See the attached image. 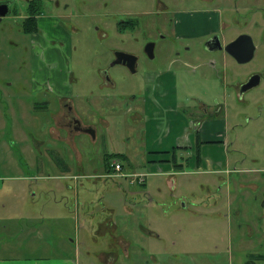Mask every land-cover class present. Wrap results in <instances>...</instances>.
I'll list each match as a JSON object with an SVG mask.
<instances>
[{
	"label": "rangeland",
	"instance_id": "1",
	"mask_svg": "<svg viewBox=\"0 0 264 264\" xmlns=\"http://www.w3.org/2000/svg\"><path fill=\"white\" fill-rule=\"evenodd\" d=\"M29 1L0 0L9 2L12 10L0 18V240L5 234L8 242L22 246L21 253L27 252L32 239L21 232L31 222L19 216L59 210L71 219L33 221L38 224L33 226L44 228L39 236L52 238L49 245L75 246L71 239H76L77 222L81 230L87 221L97 227L111 216L118 234L135 245L145 239L141 224L165 240L149 242L155 264H263L264 81L246 93L238 92L250 73L264 70V44L258 37L263 12L235 14L240 24L233 25L231 33L247 32L256 45L253 60L240 64L221 51L195 54L173 46L170 38L158 39L151 33L152 25L147 29L145 19L151 16L140 17L150 12L143 8H153L149 0H41L42 35L24 32ZM64 17L69 23L67 46ZM131 18L139 20V28L119 32V24ZM167 22L161 21L162 35ZM150 41L157 43L154 58L145 54ZM201 43L190 46L195 49ZM114 50L137 54L138 71L132 74L116 66L106 85L102 71ZM146 73H173L180 110L196 106L199 99L211 112L220 113L211 119L227 140L231 172L219 173L211 165L195 169L181 155L183 167L173 166L170 173L163 169L151 173L140 166L146 154L143 123L135 121V112L127 111V106L142 94ZM59 98L84 106L102 101L104 106L90 119L97 127L95 136L78 135L75 148L51 133ZM182 102L186 106L181 107ZM99 115L108 125L97 122ZM76 151L84 164L78 163ZM114 153L135 155L134 173L148 174L145 189L131 185L129 179L104 176L109 170L104 157ZM121 162L125 173H131L129 164ZM66 165L68 170H62ZM132 191L148 192L153 205ZM137 253L133 264H153L144 251ZM90 259L100 264L95 248Z\"/></svg>",
	"mask_w": 264,
	"mask_h": 264
},
{
	"label": "crops",
	"instance_id": "2",
	"mask_svg": "<svg viewBox=\"0 0 264 264\" xmlns=\"http://www.w3.org/2000/svg\"><path fill=\"white\" fill-rule=\"evenodd\" d=\"M40 18L41 17H38V23ZM169 75L170 74L153 75L151 73H146V78L144 77L145 82L142 94L139 96V98L134 96L131 99L132 102L127 106L129 112H135V121L143 123L142 128L143 134L145 135L143 138V144L146 154L141 160L140 166H146L148 168V172L151 173L153 172L158 174L159 169H163L164 172L170 173L171 170H173V166L175 167L172 161V153L176 152L177 159H179L181 155L183 162H187V165L189 166H194L195 169L200 168V166L208 167L211 165L215 169L214 171L219 173L231 172V159L228 155L227 140L226 138L223 139L221 130L217 126L218 122H216V120L203 123L204 127L200 129V135L198 137L201 141V146L198 148L199 154L197 155L198 138L193 133L188 134L189 128L193 125V123H195V121L185 118L181 112L179 113L174 111V108H178L179 106V104L177 105L178 93L175 85H173L174 75ZM156 87L159 88L160 92L159 94H155L156 97L153 99L152 95L157 89ZM155 101L158 102L162 108L166 107L169 110L170 128H168V132L164 134L158 133L157 128H159L160 125L151 118V115L158 111V105L155 104ZM173 113H176L177 115V119L175 120H171ZM218 114L220 113L216 112V115ZM103 123L108 125V122L106 121H103ZM59 136L64 139L66 135L64 136L61 132L56 131L54 138L59 140ZM72 142L74 143L75 148V141ZM49 149H51V147L47 148L46 150L48 151ZM76 153L78 163L84 164V160L82 156H80L79 151H76ZM107 155L108 154H106L104 157L105 168L108 166V161L106 160ZM124 155L128 156L131 162V167L129 169V171L131 170V173L129 174L139 175L137 182L131 184V179L126 175L125 170L122 171L124 176L121 177H111L113 170L110 172L105 171L106 173L104 176L109 179H129V183L131 185H136L137 187L139 186L145 189L147 182L145 178L148 174L141 172L134 173L136 172V167L133 165V158L135 155ZM109 165L110 169H112L111 162H109ZM177 165H181L179 168L183 167V165L180 164L178 160ZM62 170L67 171L68 165L64 166ZM159 171L162 172V170ZM249 171L251 170H247V172ZM141 178L142 181L140 182L139 180ZM131 193L134 196L143 195L144 198L148 197V204L153 205L151 203L152 197L148 192L132 191ZM140 201L144 202L142 199H140ZM56 202L57 201H55V203ZM137 202H135L133 205H136ZM3 208H5V205ZM111 210L113 211L112 213L115 212L113 209ZM51 211L56 213L45 214L49 212H28L19 216V219L31 222L28 225L27 230L23 229L21 232L22 235L24 234L29 239H32L31 244L27 247V249H30L31 251L27 250V252L21 253L20 249H22V246L11 244L8 242L7 237L4 234L0 240V264H95L94 260L90 259L92 248H95V255L100 261V264H128L129 262L133 264L135 259L138 257L137 250L144 251L148 261L155 264V251L150 249L152 244H149V242L153 239L165 241L157 232L150 228L144 227L143 224H141V235L144 236L145 239L142 240V244L140 242L137 243V245H139L137 246L122 235L118 234L117 223L111 216H109L103 220H100V222L97 224V227L89 224L90 222L87 221L88 223H83V227L80 230L79 224L77 222L73 233L76 239H71L72 244H75V246L63 245L57 247L51 244L49 245L47 242H51L52 238L39 236V234H42L44 228L42 226H33L38 225L33 224V221H38L39 219L59 221L70 217L68 214H64L59 210ZM76 218L77 217L75 216V219ZM69 219H71V217ZM46 231L48 234L50 229L46 228ZM3 238L6 241H4ZM103 240H105V247L102 245ZM36 242H38V245H35ZM80 246L84 248L83 252H81ZM165 249L166 255H169V249L167 247ZM250 259H254L252 255L250 256Z\"/></svg>",
	"mask_w": 264,
	"mask_h": 264
},
{
	"label": "flooded vegetation",
	"instance_id": "3",
	"mask_svg": "<svg viewBox=\"0 0 264 264\" xmlns=\"http://www.w3.org/2000/svg\"><path fill=\"white\" fill-rule=\"evenodd\" d=\"M31 1L32 0L29 1V4ZM149 1L152 3L153 8H147V7L143 8L144 10L150 12L148 13L145 12L141 14L140 17L144 16V14L151 16V19H145V21H147L148 23L147 29H149L152 25V29H151L152 34L154 35L158 34V39H160V37L162 39L170 38L171 41L169 42H171L172 45L175 47L183 46L186 51H191L192 53L195 54H200L201 52H204L206 49L209 52L221 51L234 58L228 51H226V47L234 43L240 37H243L245 38L243 42H247L250 41V39H252L255 46V50H254V56H255L256 45L254 42V37L252 35H250L247 32H239L237 34H235L234 32L231 33V30H233V25L240 24V21L235 18V14L239 17V14L242 13V10L244 11L255 10V11L263 12L262 24L261 26L259 25L257 26H259L258 37L260 41L264 44V0H254L253 2H250L249 0H149ZM4 3L9 5V2H4ZM66 8H68V5L66 6ZM9 13H12V10L10 9V5H9ZM28 17H29V7L27 9V16H25V20ZM38 17H41V12L39 15L36 16L37 20ZM55 18H57V15H55ZM162 20L168 21L167 25L164 28L167 35L166 34L162 35V23H161ZM129 21H132L134 24L133 27L131 28L126 27V24ZM63 24H64V32L66 34L65 43L67 46L69 39L67 37L66 29L69 27V23L66 17L63 18ZM244 24H246V22ZM139 25L140 22L138 19L131 18L128 19L127 21H124L122 24H119L118 30L119 32L120 31L127 32L129 30H135V29L137 30L139 28ZM229 31L230 33L228 35ZM42 33L43 30L40 29L38 23V30L35 33H31V35L32 34L42 35ZM56 41L57 40H53L51 42L55 44ZM190 42H195L197 44H199V42H202L201 43L202 45L201 46L197 45V47L193 49V47L190 46ZM156 46H157L156 42L153 41L148 42L145 50V54L150 58H154ZM239 47L240 45H236L234 47V52L236 54L241 55L243 51H240ZM118 52L127 53L136 56L137 59L134 62L133 67L131 68L132 71L127 66V64H129L128 61H125L124 59L121 61V63L113 66V63L119 58L117 55ZM62 59L64 61L63 57ZM177 60L178 59H175L174 61ZM138 63H139V56L137 54L124 50H114L112 60L109 62L108 66L102 71V77L103 80L105 81V84L107 85V82H109L110 80L109 73L112 70V68L116 66H122L129 73L135 74L138 71ZM56 65H60V63H57ZM210 65L213 66L214 62L211 61ZM152 74L155 75L157 73H152ZM165 74H170V73H165ZM170 75L173 76V73H171ZM256 76H259V78ZM252 79H254L253 82L255 83L259 82V83L253 86L251 89L245 91L244 93L261 85V83L264 81V70L250 73L248 77L238 86V92L240 94H243L241 93L242 86L249 84ZM156 90L152 95L153 99H155L156 97L155 94H159L160 92L159 88H157ZM59 99L60 102L58 103V109L55 110L54 108V112H53L54 113L53 119L56 128L53 132H51L53 134L52 136L55 135L56 131L61 133L65 132L66 133L65 138L63 137L64 139H62V137L59 136V140L57 141L65 144L72 143V146H73L72 141H74V139H76V137L80 134H88L89 136L90 135L95 136V134L97 133V127L95 126L94 121H91L90 119L95 117L94 116L95 109L100 110L101 108L104 107L102 101H98V102L96 101V103L90 106L87 103V105L84 106L81 103H76L75 101H71L68 98H59ZM196 101H197L196 106H191V105L186 106L187 110L185 111L180 110L179 109L180 106H178V108H174V111L179 113L181 112V114L185 118L191 121H195V123H193V125L189 128L188 134L193 133L196 135V137L197 136L199 137L200 129L204 127L203 123L213 120L211 119L212 118L211 116L216 114L211 112L209 107L199 99H196ZM155 104L158 105V111L152 114L151 118L160 125V127L157 128L158 133L164 134L168 132V128H170L169 110L166 107L162 108L160 104H158V102L156 101ZM180 104L181 107L185 105L184 102ZM176 117H177L176 113H173L171 120L177 119ZM104 120L105 119H102L99 115L97 122L101 123ZM261 254L264 259V252H262Z\"/></svg>",
	"mask_w": 264,
	"mask_h": 264
},
{
	"label": "water",
	"instance_id": "4",
	"mask_svg": "<svg viewBox=\"0 0 264 264\" xmlns=\"http://www.w3.org/2000/svg\"><path fill=\"white\" fill-rule=\"evenodd\" d=\"M8 13H9V5L6 3L0 4V17H5L7 16ZM244 39L245 38L240 37L234 43L226 47V51H228L239 63H242V64L247 63L253 59L254 50H255V46H254L252 39H250V41L243 42ZM236 45H240L239 50L243 51L241 55L236 54L234 52V47ZM117 55L119 58L113 63V66L121 63V61L124 59L125 61H128L129 64H127V66L131 69L134 65V62L137 59L136 56L130 55L127 53L118 52ZM256 77L259 78V76H256ZM253 80L254 79H252L249 84L242 86L241 93H244L245 91L251 89L253 86L259 83V82L255 83L253 82Z\"/></svg>",
	"mask_w": 264,
	"mask_h": 264
},
{
	"label": "trees",
	"instance_id": "5",
	"mask_svg": "<svg viewBox=\"0 0 264 264\" xmlns=\"http://www.w3.org/2000/svg\"><path fill=\"white\" fill-rule=\"evenodd\" d=\"M44 4H42V1L41 0H32L29 4V17L25 20V23H24V31L25 33H35L37 30H38V20L36 18L37 15L40 14L41 10H42V7H43ZM133 22L132 21H129L127 24H126V27H133ZM198 138V136H197ZM201 146V141L199 140V138L197 139V155L199 154V147ZM119 159L125 163H128L129 166L128 167H131V162H130V159L128 158V156L124 155V154H121V153H116V154H108L107 157H106V160L108 161V168H109V172L112 171V169H110V165H109V162L111 159ZM112 159V160H113ZM177 153L176 152H173L172 153V161L175 165L176 168H179L181 165H177ZM123 165V163H122ZM123 170H125V165H123ZM249 264H255V263H249Z\"/></svg>",
	"mask_w": 264,
	"mask_h": 264
},
{
	"label": "built area",
	"instance_id": "6",
	"mask_svg": "<svg viewBox=\"0 0 264 264\" xmlns=\"http://www.w3.org/2000/svg\"><path fill=\"white\" fill-rule=\"evenodd\" d=\"M111 168H112V170L115 172V173H113V174H115L117 177L118 176H124V174L122 173V170H123V166H122V164H121V162L119 161V160H117V159H114V160H112L111 161ZM128 177H130V179H131V184H134V183H136L137 182V180H138V176L139 175H132V174H126ZM134 179H133V178ZM140 182L142 181V178L139 180Z\"/></svg>",
	"mask_w": 264,
	"mask_h": 264
}]
</instances>
